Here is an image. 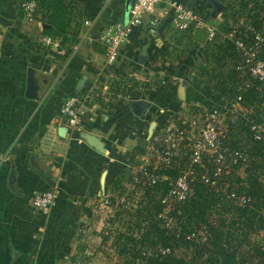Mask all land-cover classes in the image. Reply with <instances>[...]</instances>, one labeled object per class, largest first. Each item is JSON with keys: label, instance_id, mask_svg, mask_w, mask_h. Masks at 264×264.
<instances>
[{"label": "crops", "instance_id": "obj_1", "mask_svg": "<svg viewBox=\"0 0 264 264\" xmlns=\"http://www.w3.org/2000/svg\"><path fill=\"white\" fill-rule=\"evenodd\" d=\"M22 1L0 0V264H62L96 202L143 161L137 147L144 135L148 138L150 125L156 123L155 134L185 111L188 103L179 97L178 87L186 80L187 95L196 81V59L190 53L195 46L173 50L164 0L120 46L117 60L108 63L102 37L116 21L127 18L126 0H62L72 18L64 35L55 36L62 46L54 50L40 41L44 29H53L45 9L39 11L40 20L29 23ZM42 1L45 5L49 0ZM177 1L217 26L223 25V7L230 2ZM215 1L224 5L216 12ZM29 70L38 85L35 98L26 97ZM146 77L151 79L148 84L142 82ZM122 79L138 87L130 98L119 97L116 107L97 109L77 131L60 118L64 100L77 94L79 86V92L93 84L115 89L114 83ZM135 100L148 103L144 117L131 105ZM60 129H66L64 136ZM82 133L98 138L105 152L90 146ZM49 189L59 194L56 205L47 212L35 210L31 197Z\"/></svg>", "mask_w": 264, "mask_h": 264}, {"label": "built area", "instance_id": "obj_2", "mask_svg": "<svg viewBox=\"0 0 264 264\" xmlns=\"http://www.w3.org/2000/svg\"><path fill=\"white\" fill-rule=\"evenodd\" d=\"M164 0H133L126 19L116 21L102 37L103 49L108 63H114L119 55L120 46L125 43L142 23L143 18ZM168 13L171 16V46L178 52L185 51L193 45L198 49L229 40L237 56L233 67L237 72L238 94L234 97L222 96L220 101L209 100V105L200 102L185 106V111L178 113L162 126L150 139H145L144 159L124 180L132 186L152 187L168 177L162 175L163 168L178 166V175L169 179L168 192L161 198L162 210L156 219L167 231H177V223L171 215L175 202L188 200L194 192V184L201 182L213 188L214 193L234 205L252 204L254 199L244 193L229 189L232 176H243L251 162L247 148L236 149L226 140L230 127L240 119L248 125V136L251 142L264 140V31L253 26L243 12L239 0L229 2L225 12L228 30L208 23L205 17L187 3L168 0ZM23 17L29 23L40 20L37 0H23L21 3ZM88 23V22H86ZM207 31L205 43H197L195 30ZM42 45L59 50V38L42 35ZM231 64V63H230ZM229 64L225 67V69ZM229 68V67H228ZM227 68V69H228ZM133 83L134 81H130ZM142 82H151L149 77ZM127 87L125 80L117 88L89 85L82 92L67 97L61 108L60 118L72 130H78L83 121L97 109L110 106L123 96L122 90ZM255 88L262 94L256 105L245 103L243 92ZM124 193L115 197L110 193L104 200L111 198L124 201ZM59 194L55 190H45L31 197V204L37 211L47 212L57 203ZM264 218V209L261 210ZM208 228L202 226L196 233L188 236L195 243L203 244L209 238ZM253 244L264 247V227L251 235ZM261 242H255V241ZM163 255L178 252L172 248H159Z\"/></svg>", "mask_w": 264, "mask_h": 264}, {"label": "trees", "instance_id": "obj_3", "mask_svg": "<svg viewBox=\"0 0 264 264\" xmlns=\"http://www.w3.org/2000/svg\"><path fill=\"white\" fill-rule=\"evenodd\" d=\"M37 2L39 11L42 13V9H45V17L53 26L52 30L44 29V33L54 37L64 35L72 18L71 8L65 6L62 0H49L45 5L42 0ZM214 4L216 11L224 6L216 1ZM240 5L248 10L247 18L253 26L264 30V0H240ZM229 7V3L223 7L224 15ZM225 18L227 19L226 15ZM226 19L223 29L229 28ZM199 51L204 61L197 67L196 81L188 87L185 102L209 105V100L220 101L222 96L237 95L239 79L233 67L237 59L233 43L224 40L200 48ZM262 56L264 57V53ZM228 64L229 68L225 69ZM125 82L127 87L121 91L123 96L132 95L138 84L127 80ZM119 85L120 81L114 83L117 90ZM261 95L255 88L243 92L245 103L250 105L259 103ZM112 106L116 107L114 104ZM248 133L245 119H240L230 127L231 138L228 135L226 144L236 149L247 148L251 162L245 169V176L230 178L229 189L251 196L254 202L244 206L234 205L216 195L209 185L196 182L193 195L186 201L175 202L172 207L171 215L177 223V231H167L161 227L156 216L163 208L161 198L168 192L169 179L178 175V166L163 168L161 173L168 179L145 191L148 201L142 228L144 231L139 237L123 235L125 241L119 252L128 257L124 264H264V247L251 242V235L264 227L261 215V210L264 209V140L251 142ZM142 138L145 141L147 135ZM143 146L140 144L137 152H144ZM120 183L115 181L113 190L119 188ZM202 226L208 228L210 235L205 243L198 244L188 239L189 235L196 233ZM168 247L173 250L193 247L194 255L186 260L174 254L163 255L158 252L159 248Z\"/></svg>", "mask_w": 264, "mask_h": 264}, {"label": "rangeland", "instance_id": "obj_4", "mask_svg": "<svg viewBox=\"0 0 264 264\" xmlns=\"http://www.w3.org/2000/svg\"><path fill=\"white\" fill-rule=\"evenodd\" d=\"M242 11L248 12L243 8ZM212 24L217 25V23ZM227 30L228 28L225 27L223 31ZM223 41L224 38H222ZM194 46L198 47V45ZM186 54L189 55V53ZM198 57L195 62L196 69L204 61L201 53ZM180 84L186 86V80H182ZM229 137L231 138L230 135ZM242 174L245 176V172ZM146 189L143 186H132L124 180L120 183V187L112 192L115 197L124 193V201H117L115 198H110L107 203L105 200L97 201L92 215L87 218L77 234L76 247L62 264H124L128 257L119 252L125 241L123 235L139 237L144 231L142 228L146 219L148 201L145 196ZM255 242H261V240ZM193 249V247L176 248L178 251L176 255L190 260L194 255Z\"/></svg>", "mask_w": 264, "mask_h": 264}, {"label": "water", "instance_id": "obj_5", "mask_svg": "<svg viewBox=\"0 0 264 264\" xmlns=\"http://www.w3.org/2000/svg\"><path fill=\"white\" fill-rule=\"evenodd\" d=\"M132 2H133V0H126L125 8H126L127 14L129 12V8H130V5ZM214 11H216V6L214 7ZM169 20H170L169 18L166 19L163 22V24L161 25V28H160L161 34H163L165 26L168 24ZM45 28H50V26L45 25ZM206 38H207V31L205 29L197 28L195 30L194 39L197 43H199V44L205 43ZM146 49H147V47H143V49L141 51V57H140L141 62H143L145 59ZM190 53L196 59L197 58V47H194ZM81 84H82V82H81ZM79 88H80V86L77 88V90H78L77 93L80 90ZM37 90H38V85L36 84L33 72H32V70H29L28 79H27L26 97L35 98ZM178 95L182 99V101H186V86H184L183 84H180L178 87ZM131 105L133 106L136 114L138 116H142V117L145 116V112H146L147 108L149 107L147 102L139 101V100L131 101ZM155 126H156L155 122H153L150 125L147 139H150L152 137V135L154 133ZM65 132H66V129H60V135L64 136ZM81 136L86 140V142L90 146L94 147L96 150H98L101 153L105 152V149L102 146V144L100 143L98 138H96L92 135H89L87 133H82ZM13 178H14V168L12 169L10 179H9L10 185H12V182L14 180Z\"/></svg>", "mask_w": 264, "mask_h": 264}]
</instances>
